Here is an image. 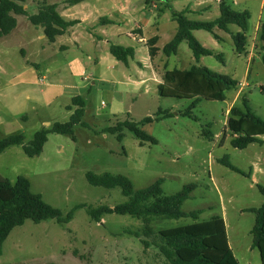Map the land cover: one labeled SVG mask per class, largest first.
<instances>
[{
    "label": "rangeland",
    "instance_id": "obj_1",
    "mask_svg": "<svg viewBox=\"0 0 264 264\" xmlns=\"http://www.w3.org/2000/svg\"><path fill=\"white\" fill-rule=\"evenodd\" d=\"M197 1L169 0V3L146 5L143 0H87L71 7L69 0H25L29 15L36 14L39 6L46 2L57 4L66 19L82 21L73 30L82 49L92 53V59L86 60L84 67L96 84L86 83L87 91L82 96L87 102L84 122L90 128L77 127L76 141L50 134V147L44 148L39 157L30 158L22 151L25 155L22 161L18 155L8 153L18 146L0 155L1 170L11 175L0 171L3 177L14 181L19 176H27L33 192L41 194L48 204L61 210L64 216L74 212L69 223L54 219L41 223L27 220L23 226L15 228L4 244L0 264H165L158 249H145L143 243L129 233L142 229V220L118 214L104 215L100 222L91 218L90 208H113L127 202L128 198L120 187L106 189L91 185L86 178L88 173L126 176L136 190L162 180L165 195L176 194L185 186L195 184L183 210L186 213L201 210L199 221L222 217L230 246L240 263L262 264L260 251L252 248L256 215L247 210L264 203V195L259 190V186L264 187V143H255L243 150L235 148L228 120L233 107L244 108V98L251 110L264 120V50L259 31L264 23V0H224L234 10L250 13L246 53L238 54L232 35L216 29L221 40L204 30L194 35L206 48L223 54L225 63L215 56L196 60L187 42L180 45L177 55L166 56L163 48L178 31L173 12L184 11L189 6L201 10L202 6L195 4ZM220 1L203 0L209 10L199 16H187L192 20L212 21L221 14ZM122 7L130 13L124 20L129 24L121 23ZM102 17L113 19L115 24L100 25ZM120 28L125 36L119 35ZM91 29L107 40L93 43ZM230 30L232 34L240 31L237 26H231ZM15 33L0 46V64L10 74L23 70L27 61L40 64L41 70L48 64H60L63 61L57 57L60 44H69L65 41L73 39L69 32L45 52L42 48L48 41L39 39L41 28L32 25L26 17H20ZM156 37L155 47L160 51L151 63H146L149 43ZM112 44L136 48L137 59L130 61V70L110 53ZM96 58H100V63ZM193 65L229 75L240 84L236 90L227 91L224 101L201 99L193 116L184 117L178 113L184 112L192 100L160 97L158 88L167 71L186 70ZM127 76L139 79L141 86H132ZM59 103L61 106L49 118L62 123L70 121L72 115L65 104L75 110L77 107L64 98ZM160 109L170 110L176 116L142 126L157 139V144L142 142L127 129L122 142L104 132L118 121L139 122L148 116L155 117ZM24 122L29 142L35 129L43 127L40 119ZM261 137L264 140V136ZM62 148L66 149L64 153ZM224 160L242 173L228 168ZM194 222L192 218H155L152 228L160 231Z\"/></svg>",
    "mask_w": 264,
    "mask_h": 264
},
{
    "label": "trees",
    "instance_id": "obj_2",
    "mask_svg": "<svg viewBox=\"0 0 264 264\" xmlns=\"http://www.w3.org/2000/svg\"><path fill=\"white\" fill-rule=\"evenodd\" d=\"M87 0H69L70 6L81 4ZM146 5L154 2L169 3V0H143ZM25 0H0V38L11 34L17 27L15 16H26L32 25L44 29V33L50 43H54L57 37L64 35L70 28L78 25V20H68L58 11L57 4L44 2L39 6L38 12L29 15L24 6ZM220 16L212 21L192 20L187 16L188 11H174L173 19L178 24V31L174 38L168 42L163 52L171 57L178 53L183 42H187L196 60L203 56H215L220 62L225 63L224 55L206 48L194 35L195 31L204 30L211 33L215 39L221 40L216 34V29L230 33L238 54L247 52L248 45V11L238 12L230 7L224 0L220 1ZM102 25L113 24L108 17L101 18ZM237 26L240 31L232 34L230 27ZM260 40L264 50V23L260 25ZM158 38H153L149 43V53L154 58L159 51L155 47ZM110 53L126 65L135 58V49L122 45L112 44ZM264 64V55L262 56ZM239 81L229 75L218 74L206 66H192L187 70L173 69L167 71L163 83L159 85L158 94L163 98L177 100H192L181 116L192 117L193 110L201 99L224 101L227 91L237 89ZM244 108L233 107L231 117L228 120V128L233 136L232 145L237 149H246L255 143H264V120L257 116L244 98ZM72 103L77 107L68 122H56L51 127H43L37 131L33 139L27 142L24 134H13L0 139V155L14 146H21L25 154L30 158L39 157L50 134L67 135L76 141L75 128L82 126L90 128L83 121L85 116L86 101L83 97L73 98ZM176 114L170 110L158 111L155 117H145L141 121H118L115 125L107 127L104 132L116 136L122 142L127 129L142 142L157 144L158 141L152 135L146 133L142 126L159 122L167 118H173ZM223 163L233 171L242 173L240 169L229 161ZM88 182L96 187L114 189L120 187L128 201L113 208L100 206L90 208L88 213L91 218L100 222L104 215L118 214L130 215L142 220L143 227L138 231L129 233L138 238L145 249H158L165 259V264H240L235 256L228 239L227 227L222 217H213L207 221H199L202 211L186 213L183 210L184 203L190 198L196 188L195 184L185 186L184 189L173 195H165L162 189V180L144 189L136 190L129 178L123 175H96L88 173ZM264 195V187L259 186ZM83 207V206H78ZM256 215V222L252 229L253 249L260 251L262 264H264V203L259 208L247 210ZM74 212L64 216L62 211L48 204L41 194L34 193L31 181L20 176L16 182L3 177L0 174V256L6 240L12 231L23 226L27 220L41 223L50 219L59 223L72 221ZM155 218L178 220L192 218L195 222L180 227L155 231L152 222Z\"/></svg>",
    "mask_w": 264,
    "mask_h": 264
},
{
    "label": "crops",
    "instance_id": "obj_3",
    "mask_svg": "<svg viewBox=\"0 0 264 264\" xmlns=\"http://www.w3.org/2000/svg\"><path fill=\"white\" fill-rule=\"evenodd\" d=\"M195 4L197 5V7L202 6V9L197 10L196 7L189 6L186 8V11H188L187 14L199 16L205 13L206 11H208L210 8L207 6L206 3H203V0H198ZM120 13H121L120 16H121V21H122L121 23L129 24V22L124 21L125 19H127L128 17L127 15L129 12L127 13L125 11V8L122 7ZM15 17L17 19L16 29L11 34L0 38V46L2 43H6L7 39L11 37L15 32L17 33V30L19 29V26H20V17H26V16L17 15ZM100 19L101 18H99V21ZM111 20L113 21V24H115V21L113 19ZM78 21L82 23L81 20H78ZM132 23H136V21L134 22L132 20ZM108 25H112V24H108ZM108 25H103V26H108ZM37 28H41V27H37ZM94 29L95 28H93V30ZM69 32H70V36H72L73 39L69 41H65L66 43H69V44H64V42L60 44L57 57L58 59L63 58V61H61V63L58 65L56 64V62L54 63V65L48 64L45 67V70H41L40 64L27 61L26 67L23 70H20L18 73H15V74H10L8 70L6 69V67L3 64H0V139H3L13 134H24V135L26 134L27 135V129L25 127L26 123L24 122L25 120L29 122L33 119H36V121L40 119V124L42 127H51L54 123L59 122V121H52L49 118V116L51 113H54V111L56 112V110H58V108L61 106L59 101L62 98L67 100V102L68 101L72 102L73 98L77 96L82 97L83 94L87 91L86 83L91 82L93 85L96 84L94 77L93 76L90 77L89 75H87V71L84 67L86 60L92 59V53L91 52L88 53L86 50L84 51L82 47L78 44V40L76 38L77 33L75 32V30H73V27L70 28L62 36H65ZM40 34H39V39H41L42 41H45V40L48 41L43 28H41ZM90 35L93 37L92 39L93 43L95 42V40L96 42H100V43L103 42V40L104 41L107 40L102 36H98L94 31L90 32ZM119 35L125 36L123 35L122 28L119 29ZM62 36L57 37V39H59ZM56 41L54 43H50L48 41L46 46L42 48L43 51L45 52L48 51V49H50L48 47H51V44L55 45ZM125 47H133V46L129 45ZM134 49H135L134 59H137V50L136 48ZM27 56L28 55H26V57ZM50 59L51 58H49L46 61H49ZM96 59H97L96 62L100 63V58H96ZM134 59H131V60L134 61ZM152 59L154 58H151L150 53H149V57L146 58V63L147 61L151 63ZM130 61L127 64V67L129 70L130 68H132ZM117 67L118 66H116V68ZM127 81L130 82L132 86H134L135 88L141 86V81H139V79L132 78V76H127ZM86 105H87V102H86ZM65 107H66L67 112H69V114L72 115L75 110L74 107H71L66 104H65ZM33 114H36L38 116H36L35 118ZM85 116H86V108H85ZM84 118H83V121H84ZM76 128H75V135H76ZM39 130L35 129L33 133V137L35 133ZM62 136L71 138L70 136H67V135H62ZM50 139L52 141V135L49 136V140L46 143L44 148L47 149L48 147H50V144H51ZM26 140H27V137H26ZM57 149L60 150L59 147H57ZM61 150L64 153L66 149L62 148ZM22 151L25 154L23 148L21 150V146H18V147L11 149L8 153L11 155H15V156L18 155L19 157L22 158V161H25V155L23 156ZM0 171L6 176H11L9 171H4L3 169L1 170V168H0ZM23 177L28 178L27 176H23ZM17 179L12 182H16Z\"/></svg>",
    "mask_w": 264,
    "mask_h": 264
}]
</instances>
